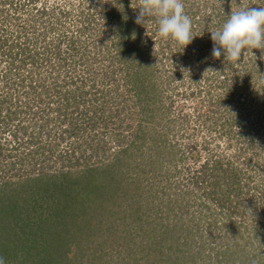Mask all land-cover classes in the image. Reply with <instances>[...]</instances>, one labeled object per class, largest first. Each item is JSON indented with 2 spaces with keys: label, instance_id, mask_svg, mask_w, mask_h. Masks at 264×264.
Here are the masks:
<instances>
[{
  "label": "trees",
  "instance_id": "16d2710c",
  "mask_svg": "<svg viewBox=\"0 0 264 264\" xmlns=\"http://www.w3.org/2000/svg\"><path fill=\"white\" fill-rule=\"evenodd\" d=\"M19 2L0 0V52L10 62L15 63L16 58L22 62L15 70L13 63H8L2 76L6 92L0 95V256L6 264H83V255L92 250L93 243H99L103 225L110 222L108 236L116 234L119 224L114 225L113 219L118 214L123 223L127 222L121 231L126 232L130 242L140 238V245L131 248L138 253L130 264H252L246 245H253L251 241L255 238L260 244L264 242V134L256 124L243 119L228 121L229 126L224 122L219 137L201 138L199 143L191 141L184 147L169 139L178 132L171 131V127L153 138L147 137L146 131H131L130 138L120 136V131L115 134L110 131L109 142L105 143L99 131L107 130L110 124L117 129L121 126L111 120L119 117L123 111L120 105L126 108L129 98L136 99L131 107L146 114L150 121L154 113L163 110L157 106L161 97L154 72L155 64L160 62L158 57L167 56L171 60L176 57L173 62L177 66L188 57L187 64L194 60L207 62L212 56L206 48L213 47L209 32L226 19L222 5L211 6L208 20L205 15L198 16V8L190 10L194 38L187 45L191 52L183 56L181 46L172 45L175 41L158 36L152 18L148 19L153 23L151 35L159 48L154 46V40H144L135 17L119 14L118 7H113L122 3L127 7L126 0H112L103 8L94 6V12L85 15L74 35L64 30L55 45L48 48L43 45L41 52L37 45L43 33L22 42L19 35L3 34L4 4L14 7V13L18 14ZM248 2L264 6V0ZM238 4V0L231 1L232 7ZM34 10L41 17L47 14L45 8ZM55 21L62 27L60 19ZM96 22L105 23L111 31L106 41H114L109 46L116 47V52L113 54L106 46L109 56L89 62L80 36L95 29ZM46 23L50 21H42L41 27L47 29ZM62 43L66 44L64 49ZM202 48L206 49L203 56ZM253 51L255 57L246 50L242 63L239 62L244 81L233 92L254 83L253 94L260 97L264 93V50ZM27 63L38 67L36 74L32 69L24 74ZM40 68L46 70L43 72L48 73L54 88L37 80ZM80 69L86 70L87 76L77 74ZM118 73L124 81L122 92L107 89L117 81ZM99 75L103 76L98 78ZM19 89L28 90L29 95L22 105L19 95L12 98V91ZM38 89L41 91L37 92ZM193 95L186 93L188 99ZM108 104L115 109H107ZM225 105L230 112L229 103ZM178 108L184 112L186 103H180ZM213 111L211 117L198 114L197 121L201 119L206 129L213 127L207 125L216 114ZM189 118L188 113H181L172 116L168 125L175 123L184 131ZM53 131L59 132L52 138ZM43 135L46 140L41 141ZM160 137L163 140L158 141ZM188 138L192 140L191 134ZM219 138L222 141L225 138V148L216 142ZM148 139L152 143L150 148L154 145L157 149L155 155L149 156L152 168L136 178L130 174L133 159L141 156ZM110 142L111 153L106 147ZM137 143L140 145L134 147ZM163 169L167 171L165 175L161 174ZM254 171L262 183L254 182ZM177 175L179 178L175 179ZM151 177L155 181L150 185ZM145 178L148 183L143 185ZM155 206L162 209L163 214L157 220L164 229L154 242H147L148 239L144 242L149 238L148 215ZM108 241L105 239L104 243ZM215 243L220 250H215ZM71 255L75 263L69 258ZM91 257L96 259V254L93 252ZM257 264H264V260H258Z\"/></svg>",
  "mask_w": 264,
  "mask_h": 264
},
{
  "label": "rangeland",
  "instance_id": "374dc122",
  "mask_svg": "<svg viewBox=\"0 0 264 264\" xmlns=\"http://www.w3.org/2000/svg\"><path fill=\"white\" fill-rule=\"evenodd\" d=\"M111 1L112 0H32V1L20 0L19 3L21 6L19 8L18 14L14 13V7H10L9 5L4 4L5 10H3L4 13H2V15L6 19H4L5 22L4 24H2L4 27L3 34L7 36L13 35V37L19 35L21 39L20 41L22 42L23 39L33 40L34 37H36L39 34L41 36V34L43 33L44 35L43 37L39 38V45H37L39 51L43 52L45 47L47 46L50 47L55 45L56 38L60 35V33L64 32V30L66 31L68 30L70 34H73V31L75 32L77 30V27L83 23L85 15L87 13H91V10H93L92 11L93 13L96 6H98L99 8H103L104 6H106L107 3H111ZM114 1L115 0H113V2ZM126 1H128L127 7L123 3H122L123 8L119 5H113V7L114 6L118 7L117 12L119 14L121 12L122 14L125 15L130 14L129 16L133 15L134 17H136V14L139 10L135 8H137L140 5L141 1L140 0H126ZM136 1L137 3H135ZM231 1L232 0H184L185 11L190 16V10H194L198 8L200 11V14H198V16L205 15L206 20H208L210 17L209 13L212 8L211 7L212 5H214L216 8L222 5L221 9L225 11L224 12L225 14L226 13L229 14L230 11L236 10L239 7H244L249 5L248 0H238L239 1L238 7H232ZM34 8L36 9L45 8L47 14L41 17V15L37 12V10H34ZM65 12L68 14L65 15L64 14ZM18 17L19 19L16 20L15 18ZM57 18L61 20L60 24H62L61 25L62 27H58L56 25L57 22L55 21V19ZM96 18L99 19L98 14H96ZM29 20L31 22H29ZM46 20L50 21V24L47 23L45 24L47 26V29H45L44 26L41 27V22ZM32 25H34L35 29L32 27ZM111 26L113 27L114 23L111 24L110 27ZM106 27L107 26L105 25V23L96 22L94 27L95 29L89 32H85L84 35L80 36V40L85 43V45L82 46L86 47L85 53L89 57L88 58L89 62H93L94 59H100V58L103 59V56L105 55L109 56L110 54H108V52L105 49L106 46L110 47L109 49L113 54L116 52V50H114L116 47L113 48L109 46L114 41L112 40L106 41L108 35H111L110 34L111 31ZM27 28H29V30H27V32L24 33V30H26ZM51 28H53L54 30H51ZM139 28L142 31L141 36L143 37V39L146 41L154 40V46H156V48H159L157 44V40H155L151 35V31L153 29V23L147 21L144 25H140ZM101 42H103V45H101ZM175 43L176 42H172V45L174 46ZM43 45H45V47H43ZM61 47L64 49L66 47V44L62 43ZM187 49L190 48L187 46L184 48L182 54L183 56L191 52L188 51ZM206 49H207V53L208 51L209 52L211 51V48H209V50L208 48ZM206 49L205 50H203V48L200 49L202 56L203 54L206 53ZM253 53L255 52L253 51ZM249 55H252L251 51ZM190 56H193V54H190ZM210 56L212 55L210 54ZM166 57L167 56L165 57L159 56L158 59L160 60V62L156 63L154 68V72L157 78V82L159 83V88L161 92V97H159V103L157 104V106L158 107L162 106L163 110H165L166 113L163 114L164 111L159 110V112L153 114L154 118L153 120L150 121L147 119L146 114L145 115L140 114L139 109L137 108L134 109L133 107H131L133 102H136V99L129 98L128 103H126L127 104L126 108H124L123 105H120L123 108V111L119 115V117L115 116V118L111 120V122L114 121L113 123H116L118 127L120 125L121 126L117 129L114 128L109 123L110 126L108 127L107 130L104 129L99 130L102 133L101 136L102 138L100 137V139H102L104 143L105 141H108L107 140L108 138H110L109 136L110 131L112 132L114 131L113 132L114 134L116 133V131H120L119 132L120 136H127V138H130L131 135L129 134L131 131H142V132L146 131L147 137L153 138L154 134L165 133V131L168 129L167 127H171L170 128L171 131L174 132L178 131V132L174 137L172 136L170 138V136L172 135L171 134L169 136V139L174 143L184 147L185 144H188L191 141L193 142L197 141L199 143L201 138L205 139L214 136L219 137L220 130L222 129L221 125H224V122L225 124H227V126H229V122L231 123L233 121H238L241 119H243L245 122H248L250 124L252 123V125L256 124L255 125L256 128H259L261 133L264 134V93L263 94L261 93L260 97L255 96V94H253V91L256 88V87L253 88L254 83H251L250 86L249 84H247V88L245 90H240L238 92H236L235 90L234 91L235 94L233 92V88L237 84L240 85L241 82L244 81V78L241 77L244 74L241 64L233 61L224 60L223 56L219 58H214V57L207 58V62L204 60L201 62L194 60L192 63L187 64L189 63L188 61L190 59L188 57L187 60H183L180 63V65L177 66L173 62V60L176 57L173 60L167 59ZM8 63H13V62H10L9 57L3 55L2 52H0V95L1 93L4 94L6 92V90H4L3 87V84L6 80L2 76H4V72L8 67ZM37 63L45 65L44 62L37 61ZM101 63L104 64L105 62L103 61ZM240 63H242V61H240ZM50 64H53L52 60ZM262 64H264V62H262ZM13 65H14L13 66L14 70L17 67H19V65H22L21 59L16 58V61L15 63H13ZM104 65H106V63ZM26 66L28 68L25 69V73H24L25 75L27 74V71L29 69H32L34 71V74H36L35 72L38 69V67L35 64L30 65L27 63ZM40 70L41 73L39 75H36L38 78L37 80L39 82L45 83L46 86H50L51 88H54L52 84L53 81L47 78L48 73L43 72L46 70H44L43 68H40ZM76 73L80 75H83V73H85L87 76L86 70L80 69V71H76ZM55 74L58 76L59 73H57L56 71ZM117 75H118L117 81L115 83L114 82L110 83L107 89H111V91H115V92L116 90L118 92L119 91L122 92L124 90V86H123L124 81H122V77H121L122 74L119 75L118 73ZM61 76L63 78L64 73ZM236 76H238V79L236 78ZM101 77L99 75L98 78ZM2 78L4 79L3 81ZM27 82L28 81L25 82L26 87H27ZM69 88H72V86H69ZM27 91L28 90L22 91V89L13 90L12 98L19 95L22 105L24 101L29 99L28 97L29 95L26 94ZM40 91H41L40 89L37 90V92ZM90 92L91 91H89V93ZM186 93L187 95L189 93H194V95L191 96L190 99H188L186 97ZM241 94L242 95L244 94V96H240ZM227 102L229 103L230 112H227L226 110L227 105L224 106V104H227ZM180 103H186V108L184 112L179 111L178 105H180ZM241 104L243 105V107H241L242 106ZM105 107L107 109H115V108H110L111 106L109 104L105 105ZM213 110H215L216 114L214 117H212L213 120H209L207 124L213 127H211L210 129L208 128L206 129L205 125L202 126L203 123L201 119L197 121L198 114L203 113L204 116L206 115L211 117L210 113ZM181 113H188L190 115V118L188 120L189 124L187 128H184V131L180 126L177 127V124L175 123H172L171 126L168 125V122L170 121L172 116L175 117L180 116ZM234 131H238V129L234 128ZM57 132L59 131L52 132L51 135L52 138ZM189 134H191L192 140L188 138ZM166 137L164 136L163 138ZM91 139H92V135L90 140ZM158 139H159L158 141H160V139L162 138L160 137ZM44 140H46V138L43 135L41 141ZM219 140H221V142ZM219 140H216V142L221 146L223 145V147L225 148L224 146L225 138H223V141L220 138ZM1 141L3 142V139ZM88 142L91 143V141L89 140ZM88 142L86 143L89 144ZM138 144L140 145V143H137L134 145V147H138ZM151 146H152L151 140L148 139L145 146L142 147L141 149L142 150L141 156L139 158L136 157L135 160L133 159L134 168L133 170L132 168L130 169V174H132L136 178L137 177L140 178L141 172L142 173H144V171L150 172V168H152V166L149 165V161H150L149 156L151 153L155 155L157 149H155L156 146L154 145H153V149H151L150 148ZM106 147L109 149V153H111L113 149V143L112 142L107 143ZM231 153L233 155L234 152L230 150L229 154ZM189 165L192 164L190 163ZM163 170L161 171V174L163 173L165 175L167 171L165 169ZM150 174L151 173H149V175ZM254 174L256 175V177H254L255 178L254 182L262 183L263 180H259V178H257L259 174L256 171H254ZM178 178L179 175H177L175 179ZM145 179L147 180V178ZM150 181H151L150 182L151 185L155 180L151 177ZM146 183H148V180L145 181L143 185H146ZM123 208L125 207L123 206ZM151 210H152L151 214L148 215L150 218L146 222L147 229L145 228L149 238H145L144 240L145 242L148 239L147 242L150 243L154 242L156 238L161 237V232L164 229L163 228L164 226L161 228L160 225L161 222L157 220V218H160L161 217L160 215L163 214L162 209H159L155 206L152 207ZM126 217L129 218L128 216ZM113 221H114V225L119 224L118 227L119 229L116 232V234L114 236L109 237L107 231L108 229H110L108 228L110 227V222H108V224L106 225H103L104 228H102V232L100 233L102 237L99 238V243L98 242L93 243L92 250H90L89 252L83 255V258L81 259L83 261V264H130L129 262L131 258L135 259L137 257L136 254L138 252L136 251L134 252V249L131 248L140 245L139 244L140 238H136L130 242L128 236H125L127 235L126 232L121 231L127 222L125 220V222L123 223V221L120 220V214L114 216ZM163 223L165 222L163 221ZM73 230H75V228ZM250 233L246 235L245 240L248 238ZM105 239L109 240L108 243H104ZM79 241H82V239H79ZM114 242L116 243L113 244ZM251 242L253 243V245L251 246L246 245L247 255L248 258L252 259L251 260L252 264H257L258 260L261 259L264 260V242L260 244V242H258L256 238ZM217 246L218 245L215 243L214 244L215 250L219 249ZM129 249H131L130 252H128ZM73 252H75V249L73 250ZM93 252L96 254V259L91 257V254ZM78 256L79 254H77V257ZM70 257L72 258V255L69 256V258ZM71 260H73V258ZM90 260H95L96 262ZM73 263H75L74 260ZM140 264L143 263L141 262Z\"/></svg>",
  "mask_w": 264,
  "mask_h": 264
},
{
  "label": "clouds",
  "instance_id": "9594fccd",
  "mask_svg": "<svg viewBox=\"0 0 264 264\" xmlns=\"http://www.w3.org/2000/svg\"><path fill=\"white\" fill-rule=\"evenodd\" d=\"M123 8V5L120 4ZM139 11L135 23L144 25L149 18L156 24L159 37L175 41L181 52L193 40L192 18L185 11L184 0H141L135 8ZM223 23L210 33L214 58L239 63L246 50H264V6L248 5L239 7L225 15ZM135 36V33H133ZM253 215L250 209H246ZM0 264H6L0 256Z\"/></svg>",
  "mask_w": 264,
  "mask_h": 264
}]
</instances>
